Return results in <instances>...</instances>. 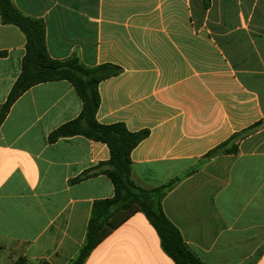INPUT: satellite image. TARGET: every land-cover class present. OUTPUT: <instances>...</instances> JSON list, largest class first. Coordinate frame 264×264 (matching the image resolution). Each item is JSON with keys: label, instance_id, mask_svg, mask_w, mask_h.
<instances>
[{"label": "crops", "instance_id": "0c3cea01", "mask_svg": "<svg viewBox=\"0 0 264 264\" xmlns=\"http://www.w3.org/2000/svg\"><path fill=\"white\" fill-rule=\"evenodd\" d=\"M42 20L51 58L119 66L99 86L97 120L149 131L132 152V180L155 189L167 218L204 264H264V0H12ZM0 110L22 72L26 38L0 18ZM83 108L66 81L38 84L0 125V264L20 257L69 264L95 201L112 198L109 160L82 136L49 142ZM238 152L207 158L233 134ZM122 221L118 226V221ZM85 264H175L140 212L114 217Z\"/></svg>", "mask_w": 264, "mask_h": 264}, {"label": "trees", "instance_id": "16d2710c", "mask_svg": "<svg viewBox=\"0 0 264 264\" xmlns=\"http://www.w3.org/2000/svg\"><path fill=\"white\" fill-rule=\"evenodd\" d=\"M209 6V0H204ZM0 18L3 25L16 26L26 38V55L22 72L6 102L0 110V125L6 119L14 103L30 88L47 82L66 80L70 82L83 103L80 116L68 122L49 135V142L55 143L63 138L82 136L89 140L108 146L110 158L93 171H86L81 177L87 179L97 174L107 176L113 183L115 194L112 198L94 202L91 218L88 223L85 243L77 258L69 264H85L91 253L105 237V228L113 230L111 222L114 217L125 214L128 218L134 212H142L154 227L161 241L164 252L175 264H204L185 243L178 228L167 218L162 202L179 180L172 181L155 189H144L132 180L133 150L149 136V131L131 132L125 124H100L97 113L100 107V84L119 75L122 69L113 64L87 67L77 57L55 60L50 57L46 46V26L42 20L24 15L13 4L12 0H0ZM0 55H3L1 53ZM258 122L249 128L232 135L207 154L211 158L222 154L238 152V141L249 136L261 127ZM262 256L259 252L245 264H256ZM14 264H49L46 261L32 263L20 257Z\"/></svg>", "mask_w": 264, "mask_h": 264}, {"label": "rangeland", "instance_id": "374dc122", "mask_svg": "<svg viewBox=\"0 0 264 264\" xmlns=\"http://www.w3.org/2000/svg\"><path fill=\"white\" fill-rule=\"evenodd\" d=\"M33 263V262H32Z\"/></svg>", "mask_w": 264, "mask_h": 264}]
</instances>
